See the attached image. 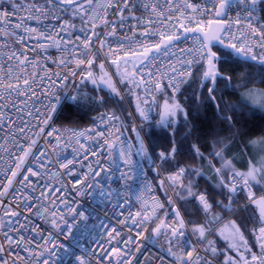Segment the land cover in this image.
<instances>
[{"label": "snow or ice", "instance_id": "snow-or-ice-1", "mask_svg": "<svg viewBox=\"0 0 264 264\" xmlns=\"http://www.w3.org/2000/svg\"><path fill=\"white\" fill-rule=\"evenodd\" d=\"M76 19L86 26L80 29L85 33L83 37L75 35L72 21ZM130 21L135 22L129 26L133 35L113 40ZM101 27L103 33L98 31ZM190 38L194 39L192 46L177 49L179 43ZM106 41L108 52L105 62L99 65L102 75L97 78L91 70L94 58L85 62L83 57L94 42L102 50ZM46 44L67 54L52 61L68 68L67 72L39 76L43 65L37 57L47 52ZM41 59L47 63L45 57ZM109 59L116 68L112 75L105 71ZM73 62L76 68L84 65L86 69L81 70L79 84L69 83L70 77L77 76L70 66ZM253 62L260 69L258 82L264 83V0H0V264H93V260L95 264H264V135L245 139L246 129L237 127L240 117L236 115L247 110L246 115L256 118L259 112L264 119V91L249 88L250 77L233 85V77L223 75L219 67ZM33 66L35 72L27 71ZM196 72H200L201 95L203 88L208 92L203 102L216 108L217 118L230 133L222 139L217 138L219 132L213 134L212 143L205 145L210 149L207 157L198 147L194 150L193 158L201 164L207 159L215 181L202 192L194 190L198 185L192 180L184 181L193 173L204 179L203 171L181 166L175 160L187 135L180 142L175 140L178 130L174 118L183 112L187 123L188 117L195 118L198 112L186 111L174 99H165L159 120L152 123L148 99L153 88L156 93L162 91L165 79L174 98L181 83L190 86L194 82ZM225 81L221 95H217V84ZM89 82L92 91L107 87L120 95L118 85H123L137 96L136 113L147 124V131L133 124L135 155L150 162L148 175L155 171L160 176L161 171L156 167L153 147L157 129H173L171 148L166 147L158 157L171 170L156 184L145 183V195L138 197L140 208L134 215L129 211L119 221L122 228L134 234L125 236L122 229L106 230V246L97 244V250L91 252L83 250L76 238L77 233L88 229L91 213L81 210L75 198L69 200L67 189L47 181L40 183L45 175L56 177L50 171L55 166L49 154L74 144L79 147L73 151L84 161H88L89 154L97 158L87 163L86 171L83 164L79 172L76 170L79 160L59 164L64 169L61 175L72 177V191L78 196L109 198V173L113 170L119 171V179L126 182L139 175L140 161L132 166V145L127 142L119 157L128 170H122L115 159L111 162L115 169L104 163L105 155L112 156L117 148L104 135L105 130L112 125V135L117 140L123 136L121 127H116L122 123L121 118L114 112L93 118L91 128L77 130L78 120L88 110L106 103L81 90ZM62 88L68 91L61 95ZM141 91L146 107H141ZM224 91L240 95L229 104L223 98ZM225 109L231 115H221ZM238 136L240 160L249 157L246 171L236 167V156L229 157ZM39 139L44 140L45 147L39 146ZM156 192H162V198ZM210 192L220 199H212ZM116 207L123 205L118 203ZM193 212L202 215L203 222H197ZM33 217L50 224L54 231L47 236L39 234L42 229L33 224ZM156 220L159 223L152 227ZM145 226L150 230L146 235L140 231ZM65 230L67 245L59 239ZM160 237L164 243L157 247L155 240ZM137 238L139 242L133 247Z\"/></svg>", "mask_w": 264, "mask_h": 264}, {"label": "built area", "instance_id": "built-area-1", "mask_svg": "<svg viewBox=\"0 0 264 264\" xmlns=\"http://www.w3.org/2000/svg\"><path fill=\"white\" fill-rule=\"evenodd\" d=\"M205 19H207V18H205ZM72 23L74 24V27H75V35H79V36L83 37L85 33L81 32L80 29L84 28L86 26L82 25L81 22L79 21V19L72 21ZM134 23H135L134 21H130L129 24L126 25L122 31H119L118 37H114L113 40H115L116 38H122L123 35H125V34L128 35L129 37H131L133 35V32L129 30V26L131 24H134ZM98 31L100 33H103L105 31V29H103L101 27L98 29ZM76 42L79 43V41H76ZM108 43H109V41H106L105 47L102 50H100L99 43L94 42L93 47L91 49L85 50V56L83 57L85 59V62L87 59H92L93 56L96 54L99 56L101 63H104L105 62V56L108 52V46H107ZM193 43H194L193 38H190L187 41H182L177 46V49L190 47L193 45ZM45 47L47 48V52H41V57H45L47 59V63L45 64V60L41 59V57H37V59H40V63L43 65V70H41L39 72V76H44L46 73L47 74H53L56 72H67L68 68H63V67L58 66L57 64L52 63L53 60L58 61L60 58H62L63 56H65L67 54L58 50L55 47H48L47 44L45 45ZM29 55H32V54L29 53ZM70 66L73 70H75L77 72V76L75 78L70 77L69 83L70 84H72V83L77 84L80 81L81 70L86 71L85 66L82 65L81 68H76L75 62H73ZM110 67H111V65H110V59H109V61L107 63H105V68L108 70V72L111 73ZM27 71L35 72L36 69L33 66V67H30L29 69H27ZM161 71H163V68L161 69ZM40 83H41V81L39 80V78H37V85H39ZM43 83L46 84L47 81H43ZM167 85H168V81L165 79L162 82V91L161 92L156 93L155 89L153 88L152 93L148 94V99L150 101L149 107H151L150 115L153 118L152 123L157 121L158 117H159V112H160L159 96L164 91H166L170 95L172 93V90L170 88H168ZM182 85H183V83H181L179 85V89H181ZM34 87H36V85H34ZM66 91H68V89L62 88V89H60L59 94L62 95ZM179 92H177L176 95ZM144 95L145 94L143 91L139 92V96H140V100H141V107H146L142 103V101L144 99ZM130 97L137 101V96H134V94H132ZM41 98H43V97H41ZM122 98H123V96H122ZM153 100L155 101L154 105L151 104V102ZM123 101H124V104L127 108L128 114H130V113L133 114L131 112V110L129 109L124 98H123ZM12 115H13V117H15L16 113L13 112ZM117 116H119V115H117ZM130 120H131L130 126H132V127H133V124H136V125L141 126V127L146 124L142 121H141V123H138L137 120L135 119L134 115L130 116ZM121 122H122L121 124L116 125V127H121V130L123 132V136L121 137V139L117 140L112 135V133L115 131V128L112 125H109L108 129L105 130V132H104L105 136H109L113 140V142L116 144L117 148H116V151L113 152L112 156H109L106 154L103 159H104L105 165L109 166L112 169H115V165L112 164L111 162L113 161V159H115L116 164H118L122 170H128V166L124 165L123 161L119 157V151L121 148L125 147V142H127V144H129V145H132V144L129 141V139L126 137L125 132H124V128L127 126V124L124 123L122 121V119H121ZM34 123H35V121H34ZM59 126H60L59 124L53 125V127H59ZM65 126L67 127L69 125H65ZM91 127H92V123L85 125V126H77V130L78 131L84 130V129H88ZM36 131L38 132L39 129H37ZM0 135H2V133H0ZM30 135H32L33 138H36L35 133H30ZM39 146L41 148L45 147L43 139H39ZM78 147H79V145L74 144L72 146H69L66 149L61 147V149L59 150L58 153H50L49 159L52 161L53 165L55 166V167L51 168L50 171L55 172L56 177L53 178L49 175H45L44 180H41L40 183L43 184L45 181H47L50 185H54L58 188L67 189V191L65 192V195L67 196V198L69 200H72L73 198H75L76 200L79 201L81 210L86 209V210H88V212L91 213L90 219L87 221L88 229L86 231H84L83 234H79V233L76 234V238L79 239L81 242L82 249L86 250L88 252H91V251L97 250V244H105V241L107 239L106 230L111 231L112 229H122V232H121L122 235L128 236V235L134 234L128 228H122V224L119 221H122L124 219V217L128 215L129 211H131V213L133 215L136 213V211L140 208V201L138 200V197L145 195V193H144L145 183L155 184V182L153 181L151 175H148L149 167H147L144 164V162L140 158H138L137 155H135V149L132 145L130 153H129V158L132 161V166L136 167L137 162L140 161L139 175L137 176V178L134 181H127L126 182L125 180H120L119 179L120 172L113 170L109 173V175L112 176V180L108 182V187L111 189V194H110L109 198L102 199L98 195H92L90 197L89 196H78L75 192L72 191V183H71L72 177H70L68 175H61L64 172V169H60V167H59L60 163H66L67 160H69V159L73 160L74 162L76 160H79L80 162L75 164L76 170L79 172L82 164L84 165V170L86 171L87 170V163L88 162H92V163L95 162V160L97 158L92 157L90 154H89L88 161H84L81 157H78L76 155V153L73 151V148H78ZM58 156H59V159H58ZM156 167L158 169H160V162L157 160H156ZM0 171H3V169L0 168ZM41 171H43V169H41ZM168 172L164 173V172L160 171V176H157L158 180L161 178V176L167 175ZM80 174L83 175V172H80ZM129 174H132V173L129 171ZM155 174H156V172H155ZM146 177H147V179H146ZM98 179H100V178H98ZM117 192H119V195H117ZM155 195L158 197H161V198L163 196V194H160L159 192H156ZM169 195H172V193L169 192ZM150 200H151V196H149V202H150ZM125 201H127V203H125ZM118 203L123 205V208L116 207V205ZM93 209H95V211H93ZM59 215H60V213L58 212L57 216L59 217ZM32 220H33L34 225H39L40 229H42V231H40L39 234L47 236L49 232L54 231L51 228V225L45 223L43 220L37 219L35 217H33ZM129 223H131V222L129 221ZM157 223H159V220L154 221L152 223V227H155V224H157ZM61 226L63 227L62 221H61ZM140 231L142 234L146 235V234H148V232L150 230L148 229L147 226H145ZM66 235H68V233L65 230L64 235L60 236V238H59L60 241H62L65 245H67L69 243V241L65 239ZM138 242H139V238H137V240L133 242L132 246L135 247L136 243H138ZM163 243H164L163 237H160V238L155 240V244L157 247H159ZM105 246H106V244H105ZM57 251L60 252L61 255H63V252H61L59 249ZM76 254L80 255L81 250L77 249ZM93 264H95L94 260H93Z\"/></svg>", "mask_w": 264, "mask_h": 264}, {"label": "trees", "instance_id": "trees-1", "mask_svg": "<svg viewBox=\"0 0 264 264\" xmlns=\"http://www.w3.org/2000/svg\"><path fill=\"white\" fill-rule=\"evenodd\" d=\"M93 58L96 64H101L98 55L95 54ZM219 67L223 75L233 77V85L237 84L239 80L244 77H250L248 87L252 89L258 88L264 91V83L258 82L261 78L260 69L255 66V62H253L251 65L223 64ZM121 71L123 70L121 69ZM115 72L116 68L115 66H113L112 73ZM199 77L200 72H196L195 77H193L194 82H192L190 86L183 84L178 96H176V98L179 97V99L182 101L186 111L191 110L192 112H198V115H196L195 118L189 116L187 123L185 122V119H181L177 123L176 128L178 130V134L176 135L175 140L177 142H180L185 135H187V139L183 140L180 144L181 152L176 156L175 160L179 161L180 164L183 166H187L189 168H199L201 171H203L204 179H198L194 173L192 176L185 178V183H187L189 179L192 180L194 184L198 185V188L194 190H197V192H202L208 189L209 184L214 185L215 181L213 180L212 174L208 168L207 159H205L203 164H201L198 158H193L194 150L198 147L200 151L204 153L205 157H207L208 151L210 149L205 147V145H210L212 143L213 134L219 132V136L217 138L222 139L230 136V133L226 128V124L222 123L217 118L216 108L212 104H206L203 102L204 99L208 96V92L207 88H203V95H201V85L199 83ZM79 82L77 84H79ZM224 83H226V81L217 84V95H221L220 90L224 87ZM120 87L122 88L121 85ZM101 95V99H104L106 103L101 104L100 107L97 106L94 110H88L84 115V118L82 120H78L77 126L88 125L91 123L93 118H98L101 114H107L112 112L118 114L125 123L127 122V119H125V117H129V115L122 100H119L117 97H113L106 92H102ZM222 95L224 100L227 103L231 104L237 101L240 93L233 95L229 91H224ZM246 111L247 110H245V112ZM245 112L236 113V115L240 117L237 123V127L246 129L243 132V137L245 139H254L260 137L261 135H264V119L260 118V113L257 112L256 118H253L251 116L246 115ZM225 114L231 115V113H228L226 109L224 112L221 113V115ZM193 124L195 125L194 129L192 127ZM143 129L144 131H147V126H145ZM171 130L172 129H166L164 131H161L160 129H157L158 136L153 141L155 153L157 151H163L166 147L169 149L171 148V144L173 142V130ZM142 134L144 135L143 132ZM126 135L127 137H129L130 140H132L131 133L126 132ZM240 140L241 137L238 136L236 140L232 142L231 149L234 148L237 150L236 145L239 144ZM145 141L148 145L147 137H145ZM241 147L242 145H240V148ZM160 170L166 173L171 169L169 168V165L160 163ZM151 177H155V180L153 181L157 183V176L155 175V173L152 172ZM159 193L161 194V192ZM213 194L214 195H212L210 192L212 199H220V197L215 195V193ZM188 207L189 209H191V205H189ZM193 218L198 221V214L193 212Z\"/></svg>", "mask_w": 264, "mask_h": 264}, {"label": "rangeland", "instance_id": "rangeland-1", "mask_svg": "<svg viewBox=\"0 0 264 264\" xmlns=\"http://www.w3.org/2000/svg\"><path fill=\"white\" fill-rule=\"evenodd\" d=\"M99 63L98 64H94V66L92 67V71L94 72V74L96 75V77L97 78H99L101 75H102V73L100 72V68H99ZM122 70H123V67L121 68ZM105 71H106V69H105ZM107 72V71H106ZM80 83V82H79ZM86 86H88V87H86ZM86 86H82V88H81V90L82 91H84V92H86V93H88L90 96H92V97H94L95 99H97V100H99V99H101V97H102V92L104 93V92H106V93H108L109 95H111V96H115V97H117L119 100H122V102H123V99H122V96H121V94L120 95H116L115 93H112L111 91H110V89H108L107 87H105L104 88V90L103 91H99V90H96V91H92V89H93V85L89 82ZM119 86V88H120V90L122 89V93H123V95H124V97L125 98H127V100L129 99V96H130V94L131 93H129L128 92V89L126 88V87H124L123 85H121L122 86V88L120 87V85H118ZM255 91H263V90H261V89H258V88H253ZM119 91V90H118ZM165 99H168L170 102L172 101V99H174L176 102H178V103H180V105L182 106V108H184V104L182 103V101L179 99V97H171V96H169L168 94H164L162 97H161V99H160V110L162 109V107H163V104H164V101H165ZM129 103H130V105H131V107H132V109H133V112H134V115H135V117H136V119H137V122H140L141 121V119L139 118V116H138V113H136V105H137V101L136 100H129ZM124 104V103H123ZM98 107H100V105L98 106ZM185 109V108H184ZM181 119H185L184 118V114H183V112H180V113H178V115L174 118V120H175V126L177 125V123L181 120ZM129 121H130V119H127V122H126V124L128 125V126H126L125 128H124V131L125 132H129V133H133L132 132V129H131V127H129ZM145 126H147V124L146 125H144L142 128H144ZM169 129H172V128H167V130H169ZM173 130V129H172ZM171 130V131H172ZM143 135V134H142ZM129 138V137H128ZM259 137H257V138H254V139H258ZM161 151H157L156 153H155V155H156V157H157V161H159V159H158V157H159V153H160ZM249 159V157H247V156H245V159L243 160V161H241L240 160V157H239V162H240V164H241V166H239L240 167V170L241 171H246L247 170V160ZM160 162V161H159ZM161 163V162H160ZM181 166H183V165H181ZM156 181L158 182V179H156ZM262 184H264V181H262ZM195 191H197V190H195ZM212 195H214L213 193H211ZM214 212L215 211H217V210H213ZM225 215H227V214H225ZM198 218H199V220L197 221V222H203V216L202 215H199L198 214ZM230 218V217H229ZM221 226H223V225H221ZM210 239H211V237H209ZM220 247L221 248H223L224 247V245H223V243H221V245H220Z\"/></svg>", "mask_w": 264, "mask_h": 264}, {"label": "crops", "instance_id": "crops-1", "mask_svg": "<svg viewBox=\"0 0 264 264\" xmlns=\"http://www.w3.org/2000/svg\"><path fill=\"white\" fill-rule=\"evenodd\" d=\"M240 150H242V147L240 148ZM231 156H236V167L240 170V167L239 166H241V164H240V162H239V150H236V149H234V148H230L229 149V157H231Z\"/></svg>", "mask_w": 264, "mask_h": 264}, {"label": "water", "instance_id": "water-1", "mask_svg": "<svg viewBox=\"0 0 264 264\" xmlns=\"http://www.w3.org/2000/svg\"><path fill=\"white\" fill-rule=\"evenodd\" d=\"M133 136V141L135 140V136H134V133L132 134ZM135 145V144H134ZM136 148V147H135ZM139 157H142V156H139ZM148 165H150V162L148 161Z\"/></svg>", "mask_w": 264, "mask_h": 264}]
</instances>
